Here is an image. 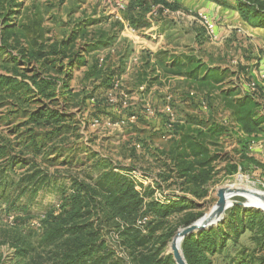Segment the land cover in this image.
<instances>
[{
  "label": "trees",
  "instance_id": "16d2710c",
  "mask_svg": "<svg viewBox=\"0 0 264 264\" xmlns=\"http://www.w3.org/2000/svg\"><path fill=\"white\" fill-rule=\"evenodd\" d=\"M119 1L122 4L118 8L119 17L123 20L116 18L111 28H103L107 16L85 17L74 24L69 34L56 38L44 26L40 5L32 3L23 8L19 0H0L1 49L12 57L16 54L23 65H37L31 74L25 68H18V64L0 73V103L11 98L15 104L27 105L29 95L31 99L34 97L40 104L29 113L28 123L50 129L43 134L48 141L57 140L64 129L74 128V116L63 112L65 107H74L79 113L87 112L89 117L84 123L88 124L101 122L100 114L108 117V124L122 123L124 128L136 130L138 124H145L146 140L134 134L135 137L128 140L131 143L129 154L127 156V147L124 156L134 159L135 152L140 151L135 144L142 143L147 155L145 163L150 166H143L140 171L154 174L156 186L135 182L129 174L137 170L134 165H120L92 150L88 154L89 170L96 174L93 176L90 172L92 176L83 177L54 173L49 167L38 164L31 165L24 174L11 177L17 174L15 166L20 160L8 155V170L2 169L0 174L5 187L15 193L14 201L44 187L54 188L56 192V203L38 218L37 226L5 224V209L0 211V244H7L14 250V259L9 264H175L171 254L160 255L163 248L178 228L203 214L197 216L187 212L181 226L167 232L160 223L163 218L186 210L183 205L186 194L198 198L205 195L208 184L218 175L215 168L219 160L224 159L219 153L221 147L216 151L211 149L220 146L219 137L237 135L238 159L228 160L224 172L233 174L244 164L261 173L264 171V164L248 155L250 142L264 133V114H260L264 110V84L256 82L253 75L255 71L264 73V55L259 64L256 61L250 66L243 61L249 62L251 57L244 58L243 54L235 64L237 70L232 71L228 67L209 66L194 57L171 56L170 49L155 53L145 50L143 65L134 71L138 84L127 94L142 84H145L144 91L148 90L160 76L183 77L209 90L210 102L203 96L199 104L206 116L186 115L177 119V111L173 110L177 105L167 96L159 98L160 107L157 109L155 104L152 115L145 110L139 111L137 106L126 109L122 105L125 100L116 98L114 90L123 87L121 80L128 59L120 56L112 66L108 64V54L102 53L112 49L123 22L134 30L148 28L152 22L164 30L167 24H173L165 20L168 12L181 9V4L178 0ZM211 1L227 3L226 0ZM232 1L242 20L251 26L264 27V0ZM41 66L48 67L52 77L43 76ZM80 70L77 85L71 86L75 72ZM151 72L155 74L151 76ZM233 76L235 80H231ZM251 82L255 84L254 89L249 86ZM214 92V99L217 102L219 96L217 103L227 112L228 118L215 120L211 111L215 107ZM56 95L63 99L60 103L63 110L43 102V99L54 102ZM126 111L128 117L125 118ZM91 117L95 119L89 121ZM31 139L34 151L40 152L42 140L38 144L35 137ZM155 141H163V144ZM3 149L0 146V152ZM170 187L182 194L166 195L163 188ZM156 188H161L163 200L154 196ZM243 238L246 247L240 246ZM181 247L187 264H213L214 257L227 255L229 248H234L235 254L228 253L230 256L224 260L225 264H264V213L233 205L221 222L187 236Z\"/></svg>",
  "mask_w": 264,
  "mask_h": 264
},
{
  "label": "rangeland",
  "instance_id": "374dc122",
  "mask_svg": "<svg viewBox=\"0 0 264 264\" xmlns=\"http://www.w3.org/2000/svg\"><path fill=\"white\" fill-rule=\"evenodd\" d=\"M178 1L184 6V8H182L183 10L168 12L165 19L171 21L173 24H167L164 30H161L160 26L134 30L128 27L126 22H123V27L118 32L116 43L112 49L102 53L108 54V64L112 66L116 64L120 56H124L126 60L128 59L126 62L127 74L124 73L122 75L123 79L121 80L123 87L114 90L116 98H123V100H125L122 105L124 104V108L126 109L131 106H137V108L140 107L139 111L145 110L148 114L152 115V107L155 104H159L161 100L159 98L167 96V98L171 97L174 104L177 105L176 108L174 107L173 109L177 111L175 115L177 119H182L186 115L192 116L202 114L206 116V113L200 110L199 104L202 99H204L202 98L203 96L207 97L210 102L209 90L207 91L206 88L200 87L197 83L189 82L183 79V77L165 78L164 76H160L148 90L144 91L145 84H142L140 87H134L132 92L127 94L129 89L138 84L134 71L137 67L143 65L142 56L145 55L143 54L145 50L155 52L161 48L170 49L172 53L171 56L177 55L181 57L180 59H183L184 56L194 57L209 66H218L220 68L228 67L232 71L237 70L235 64L238 63V60L243 54L244 58L245 56L251 57L249 62L243 61V64L250 66L256 61H258L256 63L259 64L260 57L264 55V44L257 43L256 40L254 43H251L248 41V39L251 40L249 37L245 39L237 35V37L226 39V37L219 38L217 35L211 38L207 35L201 25L200 16H205L207 19H209V17L199 12V8L205 7L209 0ZM24 2L31 4L30 0H24ZM226 2L227 4H234L232 0H226ZM33 3L41 6L45 18L44 26L50 31L49 34L56 38L67 35L74 20L81 15L88 14L93 8H95L97 16L108 17L106 24L103 25L104 27L102 26L103 28H111V26L115 24L116 18L121 21L123 20L119 17V11L116 10V8H119V5L122 4L116 1L112 2L111 0H34ZM162 26H164L163 23ZM4 52L5 50H2L0 47V73L8 72L9 69L16 64H18L17 67L20 69L25 68L29 74H31L34 67L37 68L35 64L23 65L21 61L19 62L17 60L16 54H12V57L10 54ZM6 67L8 68L7 71L4 69ZM47 69L49 68L47 67ZM47 69L41 66L40 73L43 76L47 77L48 75L52 77L49 73L50 71ZM81 72L82 70L74 74V80L71 86L77 85V80ZM152 73L153 72L150 73L151 76L155 74ZM157 73L160 74V70ZM253 75L255 76L256 82L264 84V79L260 76L258 71H255ZM54 77L55 76H53V78ZM232 79L235 80L234 76ZM223 89H225V87ZM215 92L219 93V91ZM215 92L212 98L215 107L211 108V111L215 120L218 121L221 118H228V115L217 103L220 102L219 96L217 97V102L214 99ZM56 96L54 102L46 99H43V102L48 103L51 108L63 110L62 106L60 107V103L63 102V99L60 95ZM138 103H141V105L138 106ZM39 104L40 103L36 101L34 97L31 99L30 95L27 105L15 104V101L11 98L2 100V103H0V146L5 148V150L3 149L0 152V172L2 169L5 171L8 170L6 169V162L8 160V155L12 154L16 156L18 158L17 161L20 160V162L16 163L15 166L17 174H11V177L18 176L20 173L24 174V171L29 169L33 164L49 167L50 171L54 173L79 175L80 177L92 176L89 174L93 173V176H95V171L89 170L91 161L88 154L89 150H92L103 156V158H108L115 163H120V165H134L137 170H132L129 173L131 178L143 186H155V175L141 173L140 171L143 166H150L148 163H145L147 155L144 154L142 143L138 142V146L135 144L136 149H140V151L135 152L134 159L124 156L127 147V156L129 154L131 143L129 144L128 140H130L134 134L146 140L148 129L145 127V124H138L139 126H137L136 130H134V127L124 128L122 123L116 122L108 124V117L102 114H100V118L102 119L101 122L99 121L98 124L94 123L95 125H93V123L88 124L84 123L86 118L88 119L89 117L87 112L79 113L74 107H65L66 110L63 112L74 116L73 120H75V123H71L75 126L73 129H64L57 140L48 141L43 134L50 129L36 127L32 123H28L27 119L29 113L39 106ZM202 106L206 109L205 105ZM159 107L160 105H158L157 109ZM139 113L143 116L145 115L143 112ZM124 115L125 118L128 117V111H126ZM171 116H173L172 112ZM93 118L95 119V117L89 118V121L93 120ZM32 137H35V141L38 144L41 142L40 140H42L39 148L40 152L34 151L33 145L30 144ZM163 138L167 137L163 136ZM236 140L237 139L233 136H228L226 139H221L219 137L217 142L220 146L217 148L211 147V149L216 151L220 147H222L221 150L224 148L221 152L222 155H224V160L228 161L232 159L231 161L235 162L237 159L234 149L236 147ZM155 142H158L157 144L160 145L163 144V141ZM254 142L253 140L249 144V155L264 164V135L259 137L258 145H255L258 149L253 146ZM143 143L146 145V142ZM28 144L30 145L28 146ZM224 160L221 161L222 164L225 162ZM222 164L217 167L216 170H218V175L208 184L206 193L203 197L198 198L186 194L187 199L183 201V205L187 207L186 210L184 212L174 213L162 219L160 224L165 232L180 227L183 217L187 212H192L197 216L198 214L206 213L214 204L216 200L215 192L220 186L227 184H235L237 186L242 184L264 191V171L261 173V171L244 164L242 169L238 168L233 174H227V172H224L225 170L222 168ZM147 171L149 172V170ZM2 178L3 176L0 174V211L5 209L3 213V222L5 224L17 225L20 227H23L25 224L37 226L38 218L48 210L51 205L56 203V192L54 188L51 187H44L43 189H39L36 193H27L20 199L14 201L13 196L15 193L5 187ZM163 189L166 195L182 194V192L175 187ZM160 190L161 188H156L154 196L159 198V200H163L164 198L162 197L164 194H162ZM244 197L245 199L240 197H233V199L246 202L247 204H257V201L252 197L247 195H244ZM231 208L232 206L229 209ZM242 208L264 213L257 208ZM244 238L241 239L240 246L246 247L247 243ZM229 249L230 252L228 253L234 255V248ZM228 253L227 255H216L213 259V264H225L224 260H228V256H230ZM168 254L167 242L160 255L167 256ZM13 259L14 250L7 244H0V264H9Z\"/></svg>",
  "mask_w": 264,
  "mask_h": 264
},
{
  "label": "water",
  "instance_id": "95a60500",
  "mask_svg": "<svg viewBox=\"0 0 264 264\" xmlns=\"http://www.w3.org/2000/svg\"><path fill=\"white\" fill-rule=\"evenodd\" d=\"M244 194H248L257 199L261 206H255L233 199V197L245 199ZM215 195L216 200L206 213L194 222L178 228L172 235L168 244V252L171 254L175 264H187L181 247L183 240L192 233L208 230L216 226L224 219L226 211L231 206L239 205L246 208H257L264 212V191L262 190L242 184L237 186L235 184H227L218 187Z\"/></svg>",
  "mask_w": 264,
  "mask_h": 264
},
{
  "label": "crops",
  "instance_id": "0c3cea01",
  "mask_svg": "<svg viewBox=\"0 0 264 264\" xmlns=\"http://www.w3.org/2000/svg\"><path fill=\"white\" fill-rule=\"evenodd\" d=\"M20 1L22 2V7L24 8V7L30 6L33 3L34 0H30L31 4H27V2L25 3L24 0H19V2ZM115 1L118 2L119 0H115ZM209 1H207L208 4H206L205 7H200L199 8V12L203 13L204 15H207L209 17V20L213 21L214 26H215L214 30H215V34L217 35V37H219V38L220 37L221 38H223V37L225 38L226 37V39L227 38L231 39L232 37H237V35H239L240 37H243L245 39L248 38V37L251 38V40L248 39V41H250L251 43L252 42L254 43V41L256 40L257 43L264 44V27L261 28V27L251 26V25L247 24L244 20L241 19V17L239 16V13L237 12V10L234 8V6H232L233 4L232 5L231 4H227V3L220 4V3H216L214 1H210V2ZM179 3H181V2H179ZM182 8H184V6L181 4V9H179V10H183ZM116 10H118V8H116ZM179 10H177L176 12H178ZM173 12H175V11H173ZM85 17L98 18L100 16H97L95 8H93L90 12H88V14L81 15L79 18H76L68 32L70 33L72 27L74 26V24L77 21H79V20H81L82 18H85ZM154 26H156V25L152 22L151 25L148 28L154 27ZM161 49H163V48H161ZM161 49H159V50H161ZM155 52H152V53H155ZM126 74H127V72H126ZM231 80H233V79H231ZM263 111L264 110L260 111L261 115L264 114ZM228 134H230V133L228 132ZM238 134L241 135L239 132H238ZM261 135H264V133L258 135V138L256 140H254L255 141L254 144H253L254 147H255L256 144L258 145L259 137H261ZM228 136H230V137L233 136L234 138L237 137L236 134L235 135L234 134L233 135L222 134L220 136V138L221 139L222 138L226 139V138H228ZM235 145H236V147L234 149L236 151L237 148H238L237 140H236V144ZM255 148L258 149V147H255ZM221 149H222V147H221ZM221 149H220L219 153L221 154V156H224L221 153L224 150V148H223V150H221ZM249 151H250V149H249ZM236 155H237L236 158L238 159V153L237 152H236ZM248 155H249V153H248ZM223 160L224 159L219 160V162H218V164H217L215 169H217V167L222 164L221 161H223ZM224 161L225 162L222 164V168L223 169H225V165L227 163V160H224ZM231 162H233V161H231ZM257 170H259V169H257Z\"/></svg>",
  "mask_w": 264,
  "mask_h": 264
},
{
  "label": "built area",
  "instance_id": "2783aa9c",
  "mask_svg": "<svg viewBox=\"0 0 264 264\" xmlns=\"http://www.w3.org/2000/svg\"><path fill=\"white\" fill-rule=\"evenodd\" d=\"M119 7H122V5H119ZM202 25L205 28V31L207 33V35H209L211 38L215 37V26L214 24L211 22V20L207 19L205 16H200ZM260 76L264 79V73H261ZM250 88L254 89L255 88V84L253 82L250 83ZM94 123H97V121H95Z\"/></svg>",
  "mask_w": 264,
  "mask_h": 264
},
{
  "label": "bare ground",
  "instance_id": "6f19581e",
  "mask_svg": "<svg viewBox=\"0 0 264 264\" xmlns=\"http://www.w3.org/2000/svg\"><path fill=\"white\" fill-rule=\"evenodd\" d=\"M245 196L247 195V196H250V195H248V194H244ZM250 197H252V196H250ZM253 199H255L254 197H252ZM256 201H257V199H255ZM255 206H261V204L257 201V204H254Z\"/></svg>",
  "mask_w": 264,
  "mask_h": 264
}]
</instances>
